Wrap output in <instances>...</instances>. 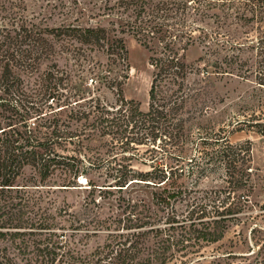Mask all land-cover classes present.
Here are the masks:
<instances>
[{"label":"trees","instance_id":"trees-1","mask_svg":"<svg viewBox=\"0 0 264 264\" xmlns=\"http://www.w3.org/2000/svg\"><path fill=\"white\" fill-rule=\"evenodd\" d=\"M55 7L71 18L0 28V264H232L204 249L250 205L259 167L249 139L232 142L230 130L200 117L217 75L246 77L242 52L228 44L242 49L257 40L264 84V0H60ZM234 23L256 26L258 35H230ZM221 34L227 49L215 52ZM126 36L144 46L153 67L147 109L122 94ZM196 46L200 53L189 59ZM103 87L117 93L114 101L101 95ZM158 139L169 160L155 154ZM27 165L42 181L36 184L60 188L104 168L103 180L87 176L91 218H77L66 205L44 206L28 183L15 185ZM211 176L209 190L192 193ZM151 188L159 191L160 212L149 203ZM59 216L74 232L105 231L104 243L76 248L73 232L68 240L59 232L67 226Z\"/></svg>","mask_w":264,"mask_h":264},{"label":"rangeland","instance_id":"rangeland-1","mask_svg":"<svg viewBox=\"0 0 264 264\" xmlns=\"http://www.w3.org/2000/svg\"><path fill=\"white\" fill-rule=\"evenodd\" d=\"M60 0H0V28L7 26H21L22 24L35 23L41 26H55L61 21H67L71 16L59 12V8L55 4ZM59 6V5H58ZM62 9V8H61ZM232 30L230 35H236L241 40L246 38H255L258 35L256 26L246 25L237 26L234 23L230 26ZM222 34L219 35V42L215 52H222L229 49L230 52H242L243 69L246 71L245 76L233 75H217L210 86V97L212 98L211 106L207 109V113L200 117L201 124L210 125L216 128H224L226 131L230 130L229 138L232 142H239L249 139L252 143V158L253 165L259 167L256 170L258 174V183L253 192L246 197H249V206L242 212L240 219L232 223L227 230L224 238L215 242L204 249V253L209 257L213 253L221 254L222 258L228 259L232 264H247V262L255 263L256 260L264 262V84L258 82L257 76L258 67L262 66L260 59L262 58L260 49L258 48L257 40L254 41L255 46H242V49L230 47L227 48L219 46L224 43ZM249 36V37H247ZM126 46L128 48V62H129V76L123 84L122 94L128 99H134L140 102L143 109H147L149 105V89L152 80L153 67L149 62L148 51L140 44L134 37L126 36ZM201 51V48L196 46L188 51L187 57L193 59ZM221 54V53H220ZM101 61L105 60L103 55H98L97 58ZM65 58L62 57L60 64L65 63ZM240 63V62H239ZM32 80V78H30ZM92 77L88 78V84H92ZM32 85V84H30ZM101 95L108 100L114 101L117 93L108 87H103L100 91ZM217 93V94H216ZM253 118L247 122L236 124L237 119ZM258 122V123H254ZM207 126V128H210ZM162 142V141H161ZM158 139L157 150L155 154L164 161L169 160V150L166 146L161 145ZM167 158V159H166ZM142 167H147L149 164L139 163ZM59 172V171H58ZM60 174V172H59ZM34 176V177H33ZM55 174L46 179V183H53ZM87 176H92L95 179L103 180L105 178L104 168H90L87 173L80 174L77 182L68 188H60V185H39L41 183L40 177L29 165L25 166L23 172L15 180V185L22 186L28 183L26 189L34 190L36 194H43V205L55 209L58 206L66 205L77 218H91L89 213L85 210L88 196L89 185L87 183ZM191 183V177L188 178ZM202 185L196 187L192 191L198 195L209 190L213 182L205 179ZM206 184V185H205ZM207 186V187H204ZM40 187V188H37ZM150 190V189H149ZM158 189L151 188L149 191V203L156 212H160L161 205L159 204L155 191ZM162 191V190H160ZM14 194V193H13ZM147 197V193H145ZM135 196V194H132ZM104 210L108 209V203H105ZM112 207L110 209L116 210V200H112ZM93 205V203H90ZM95 209L98 208L94 205ZM63 216L57 217V221H61ZM62 224H67L66 228L59 229L63 231L62 236H68L71 232L70 238L75 244L76 248L83 251H89L97 244L104 243L106 238L105 231L91 233L94 229H81L80 232H74L69 228L68 220H62ZM93 227V226H90ZM57 228V227H56ZM91 232L85 235L88 231ZM232 253L229 257L226 254ZM245 262V263H243Z\"/></svg>","mask_w":264,"mask_h":264}]
</instances>
